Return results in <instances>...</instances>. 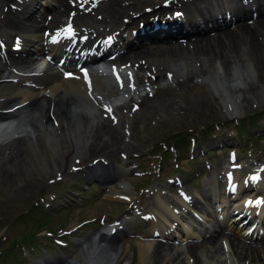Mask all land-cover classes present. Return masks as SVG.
<instances>
[{
  "label": "bare ground",
  "instance_id": "1",
  "mask_svg": "<svg viewBox=\"0 0 264 264\" xmlns=\"http://www.w3.org/2000/svg\"><path fill=\"white\" fill-rule=\"evenodd\" d=\"M71 1L72 0H0L2 4V11H0V51L3 54L0 62V116H8V118L3 119V123L0 124V151L2 152L3 150V153L9 152L12 161L17 159L18 163L25 164L30 170L34 162L28 160L29 158L27 156L29 152L24 149V144H28L33 149L34 147L40 148L37 132L42 133L43 131H47L45 135H50V132H52L53 135L61 132V136L67 137L68 139L62 140L60 146L62 147L64 143L74 145V139L65 135V131L69 129L70 126H63L61 121L57 127L52 125L50 118L55 119V117L72 123L73 126L70 129L78 128L80 129L79 134L85 135L87 139L90 138V144L86 149L87 153L94 152L103 154L110 150L116 142L115 138L112 137V133H109L107 130L108 121L102 119L101 114L107 112L113 119H118L119 116L111 107L120 106V108H122L127 104H130V106L132 104L133 106L135 102L134 99L144 94L145 90L140 91L138 89L139 84H137L134 77L135 73L144 74L145 81L150 84L155 81L173 84V92L175 95H179V100L181 101L186 100L188 96L193 97V93L198 96H201L203 93H213L221 99L217 97L220 101L226 104L228 103L229 106H227V109H229L231 105L233 106V104H235L234 102H237V109L235 108L230 116L238 114L240 110V103L238 101L240 99L238 98L239 88L245 81L243 75L251 79L254 74V68H256L252 61V56H248V52H239V50L243 43V47L245 49L248 48L250 53L254 52L255 54H259L263 51V48L256 42L254 35L264 37V17H262L263 19L259 18L264 15H259L256 20H253L249 15L255 11L264 14V4L251 1V3L245 6L243 11L238 10L237 4L234 6L229 4L232 9L239 11L240 17H243L245 21L240 20L239 23H235L233 29H222L221 31L209 35L203 34L195 37L196 35L192 33L200 32L199 27L201 24H205V27L208 25L207 22H198V20L204 17L211 18L212 13L210 10L203 8H201V11L200 7H194L189 0H187L188 3L183 2L185 5L182 9L186 8V15L188 16L187 20L182 25L173 21L158 29L148 28L142 32L130 35L129 32L126 33V31L130 25L136 24V20H138L133 19L130 14L132 11H134V13H140L141 11L140 6L137 4V0L135 4L131 6H128L129 4H123L124 1L126 2L128 0H106L99 5L95 3L92 5L91 2L90 4L84 3L85 0L73 1V4H71ZM81 4L84 5L86 9L90 8V5H92L91 9L100 11L102 16H100L97 21H95V19L78 18L76 16V10ZM130 9L131 11H128ZM198 10H200V12H198ZM81 13H83V11ZM160 13H162V9L153 14ZM120 14L123 15L118 17ZM136 16L137 14L135 17ZM148 16L150 15L140 14L139 20L143 21ZM197 17H200V19H197ZM105 18L110 19V21H103ZM127 18L129 20H127ZM246 20L252 23L247 24L245 23ZM232 21L235 20L232 19ZM44 24H46V26ZM219 24L221 23L216 22L213 25ZM69 27L72 30L71 32H69ZM67 34L78 35L81 39H75L69 43L65 41L66 44L63 43V40L61 44L57 42V38ZM121 35L126 41L122 44L115 42L116 38H119ZM13 36L19 37L18 42H16L15 39L12 40ZM193 37L195 38L191 41L190 39ZM156 38L161 39L156 40ZM182 39H187V41H183ZM47 40H56L58 44V46H49V48H51L49 53H47L49 57L53 55L54 51L59 54L65 45L72 46V43H74L73 45L80 47L81 50H79L77 54L81 58H84L85 63H89V61L91 62L99 56L102 57V59L99 60L102 62L99 63L102 64L101 67L104 68L108 74H99V76L95 77V73H93L95 68H90L82 72L76 66V63H73L70 66H73L72 72L78 75V79H64L58 73L62 69L63 64L57 65L51 57L53 66L48 64L47 71L43 75L38 76V73L45 68V64L40 61L34 62L33 58L43 54L46 49L44 41ZM244 41L248 44H244ZM91 42L94 44H89ZM112 45L113 47H111ZM102 46H104L105 49H103ZM72 52L75 53L74 50H72ZM225 53L229 54L227 59L230 58L229 61L232 64L231 75H228L226 72L228 64L225 63L226 60L224 57L227 56H221ZM10 55L16 56V59H10V61H8ZM22 55L26 57L22 59ZM197 58L202 59L198 67H196L198 64L196 61ZM95 63L96 62H92L91 64L93 65ZM161 63L164 65V69H159L158 66ZM54 65L57 66L54 67ZM70 66L68 65V67ZM75 67L77 68L74 69ZM194 69L195 71H193ZM85 73L87 75H85ZM180 79L187 82L200 79V83L197 86L186 89V93L182 94L181 92L179 94L180 91L177 90V83H179ZM150 80L152 82H150ZM25 82H29V86H25ZM112 82L113 85H111ZM129 84L132 86L133 90L126 89ZM147 89L149 88L147 87ZM226 97L227 99H225ZM193 103H195V101ZM168 106L172 108L171 105L168 104ZM196 106L197 104L194 105L195 109ZM115 110L117 111L118 109L115 108ZM41 111L44 112L43 118L39 117ZM48 111L50 116H48ZM87 128L88 130L90 128V130L86 131ZM21 133H25V137L19 138L18 134ZM30 135H33V139L29 137ZM14 136L17 139L12 141L9 140L10 137ZM79 139V141H82L81 137ZM12 144H18L15 150H11ZM30 150L31 149H29V151ZM78 152H76V154ZM31 153L33 154L32 150ZM54 154H56V152ZM58 154L60 155V153ZM81 154L84 153L81 152ZM3 156L4 155H2V157ZM73 156L75 157V155ZM231 159L232 154L223 158L222 162L229 164ZM42 162V159H39V163H36L37 167L38 164L40 165ZM56 162H58L57 159ZM242 165L243 162L240 164L239 170L229 168L226 173L221 176L219 175L220 172L218 174L212 172V175H214V177L216 176L215 179L213 178L211 182L206 180L203 182L202 190L204 193L206 192L207 196L203 197V195H198V198L204 202L203 206L207 207V209H202L200 205L197 207V201L192 199L188 200L185 196V198H181L183 196L179 195L175 196V199H173L176 202L175 204L180 203L178 207H176V205L173 207L170 205L163 206L160 202H155L154 208L148 212L146 217V228L137 240L140 264H152L155 259L160 260L161 258H163L160 260L162 263L167 258L169 264H172L170 263L171 261H177L178 253H173L174 251L170 253L173 247L169 245V242L164 245L162 241L159 243L154 241V238L158 235H161L162 238L175 235L178 241L180 240L182 243L186 244L184 247L186 255L196 262L200 260L202 251L207 253L209 249L210 251H216L219 248L217 246L215 249L217 244L216 239L219 236L220 239L223 238L225 242L220 248L226 254L227 248L229 249L231 248L230 246H234L235 250L238 252V256H242L246 258V260H253L258 263L259 260H264V243L261 245L255 243L254 245H240L239 241H236L235 238L222 233L223 229L231 231L232 227L230 226L232 224L225 226L227 229H225V227H219L217 229L212 228L213 230H211L212 223H216V220L209 217L213 211L215 216L219 217L221 222H223L229 211L233 212V210H236L242 213L244 218H236L232 215L229 220L237 221L238 219V221H250L249 226L243 227L245 230H243L241 235L242 238L264 236V230H260L262 229L261 223H263L264 220V172L260 171L259 168H255L247 175L243 169H241ZM242 167L246 166L244 165ZM112 170L115 175L120 173L118 169ZM209 171L211 170L209 169ZM255 175H258L257 181L253 180ZM120 177L121 176H119V178ZM119 183L122 191L114 188L108 189L104 199L127 201L131 204L135 203L134 197L129 191L130 188L127 189V186L122 180H120ZM233 186L235 191L231 193L230 188ZM192 191L193 194L199 193L196 190ZM192 193L189 194L192 195ZM258 194H261V197L257 196ZM154 198L152 200H154ZM184 199L186 200L184 201ZM160 200L161 199L157 197V201ZM214 204L216 206H213ZM186 209L194 213L200 221L204 223L203 225L210 228H207L210 230L209 234L206 232L208 230L202 231V228L196 231L192 225L195 224L196 221L192 218H189V221H187L185 220V216H181L188 214ZM181 210L183 211L182 213L179 212ZM138 216L139 215H135L136 218L134 219L138 220ZM134 219L130 218V220ZM127 223V218H124L115 224L124 226L127 225ZM174 223L178 225V228L174 226ZM235 224L234 222V227ZM253 224L256 225V227L254 226L253 233L249 234L248 229H250ZM73 228L74 226H72L71 229ZM114 229H117L116 226L110 228V230ZM167 229L168 233L166 235ZM102 230L92 236L95 245L88 244V240L92 242V239H84L86 240L84 242L86 246L83 244L79 245L82 255L85 256V262L74 260V263L68 262L67 264H116L118 258L123 256L122 253L124 251L116 247V240L113 236L108 238L107 233L104 234ZM176 232H183L184 234H175ZM203 232L206 233L203 235ZM96 237H99V241L97 242V244H100L99 246L96 245ZM200 238L201 241L199 242L198 240ZM198 252L200 254H198ZM217 254L218 253H216V255ZM169 255L172 256L170 257Z\"/></svg>",
  "mask_w": 264,
  "mask_h": 264
},
{
  "label": "rangeland",
  "instance_id": "2",
  "mask_svg": "<svg viewBox=\"0 0 264 264\" xmlns=\"http://www.w3.org/2000/svg\"><path fill=\"white\" fill-rule=\"evenodd\" d=\"M162 1L163 0H137V4L140 6V9L143 8V4H147L148 7L153 9L155 6H159ZM135 2L136 0H128L126 2L124 1L123 4H129L128 6H131L134 5ZM170 3H172L173 7L177 8V5L181 2H179V0H174ZM147 6L144 10L148 8ZM169 8L170 7L167 9ZM131 9L128 11H131ZM160 9L162 8L151 10L149 12L150 16H148L143 21L141 20V23H144L146 20L154 17L163 18L165 16L163 15V11L160 14H155L157 16L153 14L154 12H159ZM0 11H2L1 3ZM79 11L80 13L82 12L81 10ZM166 12L170 13V10ZM98 13H100V11H98ZM144 13L147 14L148 12L143 11L142 15H145ZM171 14L172 13L168 15ZM122 15L123 14H120L118 17H121ZM91 17L94 18V15L87 16V18L92 19ZM107 19L108 18H105L103 21H110V19ZM97 20L98 19H95V21ZM254 36L256 42L263 48V51L259 54H255L254 52L250 53L248 48L245 49L243 47V43L242 46H240L239 52H248L250 54H248V56H252V61L254 62L256 68H254V74L251 79L243 75L245 81L244 84L240 86L238 95V98H240L238 100L240 103V110L238 109V114H235L232 117L230 114L234 112L235 108L237 109V102H234L235 104H233V106L231 105L229 109H227V106H229L228 103H223L220 101L221 99L213 93H203L201 96H198L197 94L195 95V93H193V97L188 96L186 100L181 101L179 100V95H175L171 90L172 88L168 89L169 86L160 85L162 83L158 82L152 85L154 89H152L151 96L147 94V96L144 95L136 97L133 106L132 104L131 106L130 104H127L125 107L118 108V119H113V117L106 112L101 114L102 117L108 121L107 130L109 133H112V137L115 138L116 142L110 150L103 154L94 152L87 153L86 149L90 144V138L87 139L85 138V135L79 134L80 129L78 128H74L75 130L73 128L70 129L73 126L72 123H69L63 119H59V123L62 122L61 124L63 126H70V128L65 131V135L74 139V145L64 143L61 147L60 143L62 140L68 139L67 137L61 136V132L54 135L52 132H50V135H45L46 132H37L38 144L40 145V148L34 147L33 149L28 144H24V149H26V151L28 150L29 152L27 156L29 158L28 160L34 162L30 170L25 164L18 163L17 159L12 161V157L9 152L3 153V150L2 152L0 151V238L3 237L5 232H7V238H9L7 244L4 246V253H2L0 256V260H2V263L0 262V264H19L18 260H8V258L13 256L15 253L18 258H22L21 250H16L15 244L21 241L22 244H28L30 242L31 235L39 229H47L45 231L56 234L57 230H59V227L62 225L66 226L65 230L69 229L70 227L72 228V226L75 227V231H73L70 235L73 237L74 242L70 241L66 237L70 249H67L63 253L65 255V258L63 259L60 258L57 250V256L54 257L55 261L53 264H67L65 259L69 260L68 257L74 254V251L77 252L78 248L75 245V240H88L90 239V236L92 237L94 234L98 233L99 229L101 228V224L99 223L100 221L112 223L114 219L118 218L121 213L127 209V207H129V212H127V215H131V212L135 211V207L139 212H142L143 215H145L146 212L154 208V204L156 202L155 198L157 197L156 195L160 196V198L162 197V199L166 200L165 202L169 204L174 196L175 187L167 183L168 178H174V176L180 175L187 179L186 184H183V188L191 186L195 187L196 189H200L202 187V182L206 178H210L212 172L214 174H218L220 172L219 175L221 176L223 174V172H221L223 165L219 156V153L221 154L220 149L223 150L222 155L224 157H226V152H224L225 148H227V151L231 149H238L240 158L236 161V164L240 165L243 162L242 166H247L243 168V171L247 175L252 171L250 165H247L249 162L253 163L254 167H259L262 169V171H264V128H262V124H264V37H259L258 35ZM245 43L247 42L244 41V44ZM221 56H227L224 57L226 60L225 63L228 64L226 72L228 75H231L232 64L229 61L230 58L227 59L229 54L225 53ZM201 60L202 59L200 58L196 59L198 63L196 67L201 64ZM161 64L158 66L159 69H164V65L162 64L161 66ZM139 76L140 75H135V77L138 78V82L143 85L144 79L140 78ZM197 80L194 79L193 82L181 81L177 83V90L180 91L179 94L181 92L182 94L186 93V89L197 86ZM227 97L225 99H227ZM194 101L195 103H193ZM168 104L171 105L172 108H170ZM195 104H197L196 109L194 108ZM114 112H116V110H114ZM248 116L251 117L249 120L246 119ZM239 121L244 122L248 129L235 128L236 123ZM206 125L209 126L205 128ZM208 129L209 131L207 133H211L210 136L205 135L204 138L203 136H192V134L197 131H205ZM89 130L88 128L86 129V131ZM76 131L78 135L76 134ZM182 132L188 134V137L195 138L197 148L199 143L201 144V148L206 152V159H208L211 164L213 163V168L211 171H207V169L205 170L204 166L199 162L198 159L197 161L186 160L189 157L186 155H189L188 149L190 140H186L183 142V144H178L177 142L178 156L181 164H177L178 166H175L172 160L173 157L169 151L172 150L171 148L174 146V135ZM236 132L239 134L237 135ZM258 132L261 133V136L257 137V135H259ZM44 136L47 137L45 138ZM78 137H81L82 141H79L80 139ZM214 140L216 142L212 143ZM219 141L233 143V146L211 148ZM17 145L18 144H12L11 150H15ZM29 149L32 150L33 154L31 153V150L29 151ZM75 150L76 152H79L76 154ZM210 151L214 153L211 154L209 153ZM55 152L56 154H54ZM81 152L84 154H81ZM58 153H60L61 156ZM194 153L197 155V151ZM72 154L75 155V157ZM2 155L4 156L2 157ZM160 158H162V163H160ZM199 158L202 159L201 156H199ZM39 159H42L43 162L40 165L38 164L37 167L36 163H39ZM56 159L58 162H56ZM99 159L103 162L108 161L107 163H110L111 166H117L126 172L122 176V179L130 185L128 188H130L129 190L132 191L131 193L137 200L134 205H128V203H122L121 201L114 199L105 200L104 198L106 197L107 190H105L104 187L97 184L96 182H90L89 184L85 183L86 178L87 180H90L91 178L88 175L83 177L82 186L75 187L74 180L80 178L78 177V173L73 171L70 165H72L74 169L80 168ZM159 163L161 164V169L158 172L157 168ZM130 168H133V170L129 171ZM68 181L73 182L74 185L71 183L70 187L67 188L66 183ZM92 183H95L96 185L92 186ZM119 186V183L112 181L108 187L121 190V186ZM73 189L79 191V194L72 195L71 193L74 192ZM188 192L192 193L193 191L190 190ZM153 198L154 200H152ZM37 200L40 203L39 205L36 204ZM46 201L47 204L52 201H56L54 205L50 207L52 209L51 213L44 211L46 210ZM63 202L66 203L64 204ZM67 202H69V204H67ZM60 203H63L65 207L63 205L61 206ZM132 218L134 219L136 217ZM144 229L145 224H142L141 221L134 219L126 225L125 231L117 232L115 234L117 239L116 247L121 246L122 250L125 252L122 253L123 256L118 258L116 264L140 263L138 257L139 247L137 240L140 237L139 234H141ZM42 231L43 230L38 231L35 235V238H46L47 236H45V232L43 231L42 233ZM222 233H226L229 236L235 238L236 241H239L240 245H254V243L261 245L264 243V237L259 241L250 242L245 240L241 237L242 230L234 227L231 231L224 230ZM88 241V244L93 245L90 240ZM216 241L217 244L215 249L217 246L219 248L216 251H210L209 249V252L207 253L202 251L200 254L198 252V254H200V260L197 262L193 261L192 258H189L188 255H186L184 247L182 248L180 246H173L175 249L172 248L170 253L173 251V253H178V258L177 261H171L170 263L264 264V260L262 259L259 260L258 263L253 260H246V258H243L242 256H238V252L235 250L234 246H230L231 248L229 249L227 248L226 254L220 248V246L225 243L223 238L220 239L219 236L217 237ZM163 242L166 243L167 241ZM177 242L178 244L182 243L180 240ZM49 243L51 242L49 241L48 244ZM173 243L176 245V242L169 244L171 245ZM56 249L57 247L52 245L51 255L56 253ZM35 250L41 254H43L45 251H48L40 240L36 243ZM216 253L218 254L216 255ZM169 256L171 257L172 255ZM32 257L36 259L35 255ZM72 257L82 261L83 255L80 251ZM160 260L155 259L152 264H169L168 258L165 259L163 263ZM21 264H30V262L27 257H24L21 259Z\"/></svg>",
  "mask_w": 264,
  "mask_h": 264
},
{
  "label": "snow or ice",
  "instance_id": "3",
  "mask_svg": "<svg viewBox=\"0 0 264 264\" xmlns=\"http://www.w3.org/2000/svg\"><path fill=\"white\" fill-rule=\"evenodd\" d=\"M177 15H179V13L177 14ZM72 30H71V28L69 27V32H71ZM85 75H87L86 73H85Z\"/></svg>",
  "mask_w": 264,
  "mask_h": 264
}]
</instances>
